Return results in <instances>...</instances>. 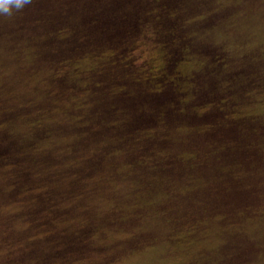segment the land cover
I'll use <instances>...</instances> for the list:
<instances>
[{
	"label": "rangeland",
	"instance_id": "rangeland-1",
	"mask_svg": "<svg viewBox=\"0 0 264 264\" xmlns=\"http://www.w3.org/2000/svg\"><path fill=\"white\" fill-rule=\"evenodd\" d=\"M0 264H264V0L0 14Z\"/></svg>",
	"mask_w": 264,
	"mask_h": 264
},
{
	"label": "clouds",
	"instance_id": "clouds-1",
	"mask_svg": "<svg viewBox=\"0 0 264 264\" xmlns=\"http://www.w3.org/2000/svg\"><path fill=\"white\" fill-rule=\"evenodd\" d=\"M31 0H0V14L11 15L12 9L20 10Z\"/></svg>",
	"mask_w": 264,
	"mask_h": 264
}]
</instances>
